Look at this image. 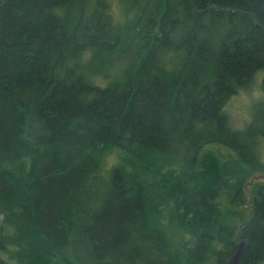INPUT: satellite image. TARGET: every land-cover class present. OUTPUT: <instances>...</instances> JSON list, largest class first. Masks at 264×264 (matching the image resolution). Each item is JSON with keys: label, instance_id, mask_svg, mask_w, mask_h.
Instances as JSON below:
<instances>
[{"label": "trees", "instance_id": "1", "mask_svg": "<svg viewBox=\"0 0 264 264\" xmlns=\"http://www.w3.org/2000/svg\"><path fill=\"white\" fill-rule=\"evenodd\" d=\"M263 172L264 0H0V264H264Z\"/></svg>", "mask_w": 264, "mask_h": 264}, {"label": "rangeland", "instance_id": "2", "mask_svg": "<svg viewBox=\"0 0 264 264\" xmlns=\"http://www.w3.org/2000/svg\"><path fill=\"white\" fill-rule=\"evenodd\" d=\"M256 89H252L247 91L248 93H243L239 97L237 96L229 107L230 117L233 125L236 128H241L245 126L250 120L249 111L250 106L253 103L252 99L258 95V87L257 84L254 85ZM263 181L264 182V172L262 174H258L254 177L253 181ZM250 194L248 193V196ZM250 200V199H249ZM251 210V207H249Z\"/></svg>", "mask_w": 264, "mask_h": 264}, {"label": "water", "instance_id": "3", "mask_svg": "<svg viewBox=\"0 0 264 264\" xmlns=\"http://www.w3.org/2000/svg\"><path fill=\"white\" fill-rule=\"evenodd\" d=\"M244 243L241 242L238 246H237V252L235 253V255L232 258V264H239L240 261V256L242 253V248H243Z\"/></svg>", "mask_w": 264, "mask_h": 264}]
</instances>
